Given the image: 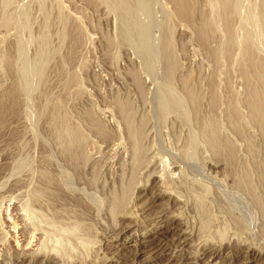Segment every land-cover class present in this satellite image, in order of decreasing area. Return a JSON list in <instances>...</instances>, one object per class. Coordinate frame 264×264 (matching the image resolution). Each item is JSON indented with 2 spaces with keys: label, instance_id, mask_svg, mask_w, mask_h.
<instances>
[{
  "label": "rangeland",
  "instance_id": "obj_1",
  "mask_svg": "<svg viewBox=\"0 0 264 264\" xmlns=\"http://www.w3.org/2000/svg\"><path fill=\"white\" fill-rule=\"evenodd\" d=\"M178 1L0 0V264H264V0Z\"/></svg>",
  "mask_w": 264,
  "mask_h": 264
},
{
  "label": "bare ground",
  "instance_id": "obj_2",
  "mask_svg": "<svg viewBox=\"0 0 264 264\" xmlns=\"http://www.w3.org/2000/svg\"><path fill=\"white\" fill-rule=\"evenodd\" d=\"M179 1H180V0H179ZM179 1H178V2H179ZM263 3H264V2H263ZM260 16H261V15H260ZM136 35H137V34H136ZM171 98H172V97H171ZM173 109H174V108H173ZM14 111H15V110H14ZM4 119H5V118H4ZM4 119H3V120H4ZM59 133H60V132H59ZM69 143H70V141H69ZM70 145H71V144H70ZM214 156H215V155H214ZM219 157H220V156H219ZM66 167H67V166H66ZM262 173H263V172H262ZM263 175H264V174H263ZM263 178H264V176H263ZM49 182H50V181H49ZM50 183H51V182H50ZM48 185H51V184L48 183ZM261 186H262V185H261ZM49 188H50V187H49ZM263 189H264V188H263ZM37 190H38V189H37ZM44 190H45V189H44ZM127 194H128V193H127ZM262 195H263V194H262ZM55 198H56V197H55ZM58 199H59V198H58ZM261 199H262V198H261ZM64 200H65V199H64ZM46 201H47V200H46ZM63 202H64V201H63ZM118 204H119V203H118ZM59 206H60V205H59ZM259 208H260V207H259ZM263 208H264V207H263ZM263 208H262V209H263ZM122 209H123V208H122ZM263 212H264V211H263ZM61 214H62V213H61ZM247 221H248V220H247ZM12 223H13V222H12ZM14 223H15V222H14ZM14 226H16V225H14ZM14 226H13V227H14ZM226 231H227V230H226ZM118 232H119V231H118ZM31 236H32V235H30L29 238H30ZM14 238H15V237H14ZM29 238H28V236H27V237L24 239V241H28V242L33 241V239H29ZM221 238H222V236H221ZM14 242H15L14 244L17 246L16 248H18V247L20 246V243H19L18 239L15 240ZM214 243H215V242H214ZM212 244H213V243H212ZM215 244H216V243H215ZM215 246H216V245H215ZM246 246H247V248L249 247L248 245H246ZM239 248H240V247H239ZM241 248H242V247H241ZM212 249H214V250L216 251L215 248H212ZM239 250H240V249H239Z\"/></svg>",
  "mask_w": 264,
  "mask_h": 264
}]
</instances>
